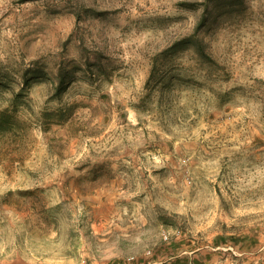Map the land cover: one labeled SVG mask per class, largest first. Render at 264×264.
Wrapping results in <instances>:
<instances>
[{
    "label": "rangeland",
    "instance_id": "1",
    "mask_svg": "<svg viewBox=\"0 0 264 264\" xmlns=\"http://www.w3.org/2000/svg\"><path fill=\"white\" fill-rule=\"evenodd\" d=\"M20 91L0 264H264V0H0Z\"/></svg>",
    "mask_w": 264,
    "mask_h": 264
},
{
    "label": "trees",
    "instance_id": "2",
    "mask_svg": "<svg viewBox=\"0 0 264 264\" xmlns=\"http://www.w3.org/2000/svg\"><path fill=\"white\" fill-rule=\"evenodd\" d=\"M198 53L209 59L205 53V48L200 40H194ZM188 45V41H183L178 43ZM184 45V47H185ZM178 48V47H177ZM37 76L32 74L24 78V87L29 86L31 81L36 79ZM65 77L60 79V86L63 85ZM70 80L67 84H69ZM22 96V91L17 93L11 102V105L7 108L0 110V153L3 152L1 147L6 145L5 151L8 152L9 161L22 162L23 156H19L22 150L27 148L32 141V124L31 122L22 119L18 114V104ZM75 108L74 104L66 105L63 108L52 111H44L41 115V127L43 131H47L52 124H63L66 123L72 116L73 110ZM17 154V156H14ZM1 162V159H0ZM149 264V263H147Z\"/></svg>",
    "mask_w": 264,
    "mask_h": 264
},
{
    "label": "crops",
    "instance_id": "3",
    "mask_svg": "<svg viewBox=\"0 0 264 264\" xmlns=\"http://www.w3.org/2000/svg\"><path fill=\"white\" fill-rule=\"evenodd\" d=\"M131 264H143V263H139L138 260L136 259L134 262H132ZM156 264V263H153Z\"/></svg>",
    "mask_w": 264,
    "mask_h": 264
}]
</instances>
